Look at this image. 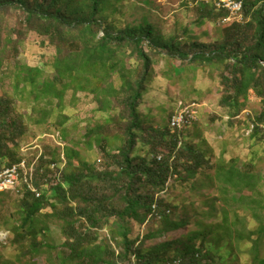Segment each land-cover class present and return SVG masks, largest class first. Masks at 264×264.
<instances>
[{"label": "trees", "instance_id": "trees-1", "mask_svg": "<svg viewBox=\"0 0 264 264\" xmlns=\"http://www.w3.org/2000/svg\"><path fill=\"white\" fill-rule=\"evenodd\" d=\"M119 1L0 0V14L18 16L4 40L0 34V82L14 79V96L3 92L0 84V171L20 160L26 118L47 124L54 105L59 109L54 125L61 129L65 144L66 165L60 177L53 176L51 166L62 163V149L46 146L33 175L42 194L36 197L26 190L19 199L22 217L12 228L22 248L18 264H238L236 253L243 243L250 248V264H264V197L253 164L239 168L233 160L213 162L207 150L188 141L187 129L179 134L169 126H144L139 112L154 65L163 55L217 66L219 107L227 122L242 121L247 128L254 124L249 136L264 145L260 127L264 126V0H244L242 20L230 22H225L227 11L199 0L201 4L193 7L198 15L194 23L222 24L214 43L189 42L188 25L163 41L148 21L120 27L118 22L125 16L118 12ZM28 35L37 36L42 48L52 50L50 56H41L43 68H30L20 59ZM68 92L91 95L99 112L112 113L104 123L88 127L83 136L100 156L98 163L82 160L79 143L70 140L63 128L70 120L63 112ZM251 98L261 109L246 122L237 117ZM26 100L33 101L35 116L26 117L17 108L19 101ZM111 140L117 142L115 148ZM140 146L146 147L145 153L134 155ZM210 169L221 196L202 201L191 212H178L179 207L165 198L168 190L180 183L193 192L202 191L200 178L213 180L206 176ZM39 176L46 177L42 186L36 184ZM203 195L202 191L198 197ZM48 207L52 213L44 214ZM52 218L57 220L61 241L51 236ZM147 222L155 228L142 240L133 237L131 224ZM192 224L197 229L144 247ZM103 230L107 237L101 235ZM223 244L229 247L225 257L220 254ZM41 254L47 260L40 262Z\"/></svg>", "mask_w": 264, "mask_h": 264}, {"label": "rangeland", "instance_id": "rangeland-1", "mask_svg": "<svg viewBox=\"0 0 264 264\" xmlns=\"http://www.w3.org/2000/svg\"><path fill=\"white\" fill-rule=\"evenodd\" d=\"M199 4H201L199 0H195L194 2L192 0H120L116 7L119 9L118 12L123 13L125 17L118 22V25L120 27H124L130 23L143 25L148 21L155 27V30H158L157 36L162 41L167 39L175 30L181 34V27L188 25L189 32L187 33V37L189 42L214 43L221 36L222 24L218 26H214L209 22L203 25L195 24L194 20L198 15L193 12V7ZM17 22V14L12 12L0 14V34L2 40L6 38L7 33H10L9 26H16ZM176 27L178 29H175ZM51 53V49L42 48L37 36L28 35L25 36L20 59L22 63L29 65L30 68H34L35 66L43 68L44 63L41 56L43 54L50 56ZM50 71L48 70V72ZM220 72L217 66H198L189 62L183 63L180 60L169 58L167 55H163L162 59L158 58V62L154 65L148 89L144 94L143 103L139 108L141 122L144 126H154L164 129L169 126L171 115L185 104L191 101L203 104L199 109L197 122L187 129L189 132L188 141L195 142L201 148L207 150V154L211 155L213 162L224 161L230 163L233 160L234 164L239 168L247 164H253L254 173L261 179L260 192L264 197V145L250 138V134L248 133L249 128L242 121L235 123L227 122V115L219 107V100L221 98ZM0 84L3 92L14 96V79L12 77L3 78ZM27 98L28 96H26ZM33 105L32 100H26L23 103L19 101L17 108L26 117L35 116L32 111ZM41 105L45 106V103ZM260 109L261 105L256 99H249L244 111L247 110L250 114L244 113L245 115L241 117L242 120L244 121L245 119L248 122L247 120L253 118L255 113L259 112ZM63 112L70 117V120L65 123L63 128L70 135V140L79 143L81 159L92 163L97 162L100 156L97 155L94 149H90L84 143L83 136L88 127L104 123L105 120L112 116V113L99 112L92 96L86 95L83 92L77 95L68 92L63 102ZM58 115L59 109L57 105H54V111L47 124L37 125L34 121L26 118L28 130L22 139L20 148L21 150L27 149L24 156L27 158L28 163L32 164L37 156L42 154V147H55L54 145L57 142H61L59 134L61 129H58L54 125L59 119ZM215 117H218V119H215ZM110 145L112 148H115L117 142L111 140ZM21 150L20 157L22 156ZM145 150L146 147L140 146L136 149L134 155L145 153ZM206 176L213 179L214 170L210 169L207 171ZM45 178L43 176L37 177L36 184L42 186ZM204 178L201 177L200 179L202 180L200 181L203 182L201 188H203L202 191L205 195L198 197L202 193L201 189L198 192H193L185 185L181 186L180 183H177L175 187L168 190L165 198L171 204L179 207L178 212H191L195 207L198 208V205L202 201L208 198L220 197V187L214 182V179L204 180ZM47 185L50 188L51 183L48 182ZM1 195L0 264H12L11 262L18 264V252L22 248L16 243V238L12 234V228L18 226L21 221L20 198L16 194ZM219 206H221L220 203ZM43 213H52V209L48 207L44 209ZM45 216L43 215L46 221ZM49 223L51 225L52 238H55L56 241H61L62 237L57 220L52 218L49 220ZM131 226L133 228V237L138 236L141 240L147 232L155 228L154 224L149 225L148 222L142 226L132 223ZM195 229H197V226L192 224L183 230L171 233L169 237L158 241L146 242L144 247L152 246L160 241L181 237L184 233L186 234ZM101 235L107 237L108 231H101ZM21 243H28V241ZM228 249V244H223L220 254L225 257ZM249 250L250 248L247 244L243 243L240 245L236 253L239 259L238 264H250L252 256L249 254ZM262 257H264V246L262 248ZM47 258L41 254L38 260L42 262L47 260Z\"/></svg>", "mask_w": 264, "mask_h": 264}, {"label": "built area", "instance_id": "built-area-1", "mask_svg": "<svg viewBox=\"0 0 264 264\" xmlns=\"http://www.w3.org/2000/svg\"><path fill=\"white\" fill-rule=\"evenodd\" d=\"M206 4H212L217 9L225 10L228 13V17L225 22L230 21H241L242 20V10L244 5V0H201ZM203 104L197 101H191L185 104L182 108L174 112L169 119V127L173 131H177L179 134L184 132L186 129L190 128L197 120L199 109ZM244 113H249L247 110L238 115L237 118H241ZM227 118V117H226ZM254 124H250L248 133L251 132ZM264 130V126L260 125ZM57 142L56 145L64 147V143ZM184 142L182 136H180L178 147L181 148ZM25 152L26 150H22ZM63 157V156H62ZM161 157H158L160 160ZM37 164V159L33 161L31 165H28L26 159L21 160L18 163L12 164L0 173V194H16L25 195L24 193L30 191V193L35 194L36 197L40 196V189L34 185V169ZM164 193L160 194L163 195ZM159 197V195H157ZM154 212L156 211V205L153 206ZM158 216V214L156 213Z\"/></svg>", "mask_w": 264, "mask_h": 264}, {"label": "bare ground", "instance_id": "bare-ground-1", "mask_svg": "<svg viewBox=\"0 0 264 264\" xmlns=\"http://www.w3.org/2000/svg\"><path fill=\"white\" fill-rule=\"evenodd\" d=\"M214 9H216V8H214ZM225 11V10H224ZM255 126V125H254ZM54 143V142H53ZM54 145V144H53ZM54 146H57V145H54ZM57 147H59L60 149H62L61 151V159H62V163H60L59 165L60 166H55V165H52L51 166V168H53L54 169V174H53V176L55 177V178H59L60 177V174H61V171L65 168V165H66V162H65V159H64V154H63V150H64V148L65 147H60V146H57ZM42 148H44V147H42ZM39 149H41V148H39ZM44 150V149H43ZM21 152H22V156L20 157V160L18 161V162H20L21 160H23V159H26L27 160V158L24 156V154L27 152V149H26V151L25 152H23L22 150H21ZM21 154V153H20ZM40 156H41V154L39 155V156H37V162H38V160H39V158H40ZM63 156V157H62ZM17 162V163H18ZM28 162V161H27ZM28 165H31L30 163H28ZM4 170V169H3ZM2 170V171H3ZM2 171H0V173L2 172ZM34 171H35V169H34ZM42 192V191H41ZM42 193H40V195H41ZM2 196V195H1ZM19 196V198L21 199V198H23V195H18ZM157 196V195H156ZM40 197V196H39ZM160 199V198H159ZM1 200V199H0ZM156 203V202H155ZM170 212V211H169ZM154 213V212H153ZM165 213H166V211H165ZM156 214V213H155ZM159 215H161V214H159ZM152 216V215H151ZM155 216V215H154ZM154 216H152V217H154ZM162 217V216H161ZM156 219V218H155ZM161 219V218H160ZM157 220V219H156Z\"/></svg>", "mask_w": 264, "mask_h": 264}]
</instances>
